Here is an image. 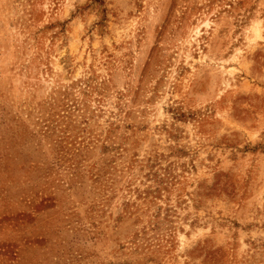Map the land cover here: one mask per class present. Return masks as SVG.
<instances>
[{
    "label": "rangeland",
    "instance_id": "rangeland-1",
    "mask_svg": "<svg viewBox=\"0 0 264 264\" xmlns=\"http://www.w3.org/2000/svg\"><path fill=\"white\" fill-rule=\"evenodd\" d=\"M0 264H264V0H0Z\"/></svg>",
    "mask_w": 264,
    "mask_h": 264
}]
</instances>
